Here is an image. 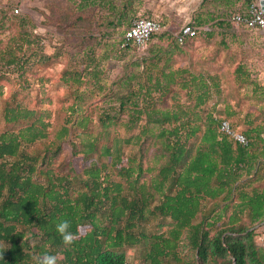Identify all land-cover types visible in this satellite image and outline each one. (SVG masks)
<instances>
[{"label": "trees", "instance_id": "1", "mask_svg": "<svg viewBox=\"0 0 264 264\" xmlns=\"http://www.w3.org/2000/svg\"><path fill=\"white\" fill-rule=\"evenodd\" d=\"M239 1L242 6L227 13L232 22L233 12L246 10L252 0H218L226 8ZM131 3L122 0L121 16L128 15ZM131 19L128 15L126 21ZM207 21L198 15L197 24ZM187 72L165 62L148 74V83L139 87L143 103L134 100L124 122L127 130L140 125L136 134L100 145L88 130L90 117L80 116L72 125L83 128L81 141H72L66 170L53 163L71 134L72 118L49 141L51 154H34L27 146L49 137L47 114L22 105L6 108L7 122L28 123L18 130H0V264H37L46 252L59 254L58 264H128V248L140 245L147 259L143 264H160L162 256L180 262L178 248L184 239L196 251V264H264V247L252 229L264 219V125L249 120L243 131L248 145L220 132L221 114L203 109L220 91L219 80L194 72L187 77ZM63 80L83 82L77 74H64ZM174 85L186 89L194 103H144L154 92L165 99ZM70 107L80 110L76 103ZM226 112L235 113L230 107ZM101 121L107 132L116 120L105 112ZM149 138L159 145L151 154L149 146L141 156L125 154V145ZM94 152L105 160L89 161ZM158 216L171 219L167 229L147 232L144 226ZM63 219L71 221L77 236L71 244L56 230Z\"/></svg>", "mask_w": 264, "mask_h": 264}, {"label": "rangeland", "instance_id": "2", "mask_svg": "<svg viewBox=\"0 0 264 264\" xmlns=\"http://www.w3.org/2000/svg\"><path fill=\"white\" fill-rule=\"evenodd\" d=\"M0 2L4 4L0 10V130H18L28 123L7 122L5 112L9 106L22 105L45 112L46 120L50 121L49 137L27 148L34 154H51L52 150L47 151L49 141L72 118L68 123L72 126L71 134L55 156V168L66 170L64 161L72 152V141L80 144L83 128L72 125L80 116L90 117L88 130L100 145L110 143L115 136L138 133L140 125L132 130L124 125L130 118L129 108L134 106L136 99L143 103L140 84L146 83L148 74L158 72L165 62H170L174 68H186L188 72L184 75L187 77L190 72L216 76L220 91L203 106L205 111L214 109L217 114L228 116L226 110L230 107L235 113L228 118L242 132L249 126V120L255 125H264V32L238 25L227 14L228 10L240 8L242 2L234 8H226L218 0H195L190 4L180 0L172 4L168 0L166 3L132 0L127 9L132 19L159 14L164 24L163 31L154 35L142 50L122 47L124 34L130 26L126 21L128 15L121 16L122 0ZM198 15L208 21L197 24ZM187 20L199 27L198 34L177 44L176 33ZM211 32L214 33L211 35ZM12 58H15L14 63L9 62ZM64 74L80 75L83 82L67 83L63 80ZM174 93H178L175 99ZM159 96V92H154L144 103L153 101L160 107L178 102L194 103L188 91L178 85H174L165 99ZM75 103L80 109L76 112L70 107ZM105 112L116 120L107 132L101 121ZM153 141L149 138L139 145L127 144L125 154L141 156L143 147L147 146L151 154L159 146H154ZM148 158L146 155L145 160ZM92 160L105 158L94 152L89 158ZM77 162L82 168V159ZM243 219L247 220L246 215ZM170 221V218L158 216L144 228L149 233H161ZM252 229L257 243L264 247V219ZM143 247L128 248V264L147 262ZM178 251L184 262L196 264V251L187 245L186 239L180 242ZM183 261L162 256L160 264H182ZM207 264L216 263L209 261Z\"/></svg>", "mask_w": 264, "mask_h": 264}, {"label": "built area", "instance_id": "3", "mask_svg": "<svg viewBox=\"0 0 264 264\" xmlns=\"http://www.w3.org/2000/svg\"><path fill=\"white\" fill-rule=\"evenodd\" d=\"M3 8L4 4L0 2V9ZM15 10L19 11V8ZM231 18L238 25L264 30V8L261 0H252L246 10L233 12ZM163 29L164 24L159 16H135L124 34L122 47L132 46L137 50H142L153 34L161 32ZM198 31L199 27L192 20H187L176 33V37L181 43H184L188 38L195 37ZM218 117L220 132L228 135L235 142L243 145L249 144L246 134L238 130L229 118L221 115Z\"/></svg>", "mask_w": 264, "mask_h": 264}, {"label": "clouds", "instance_id": "4", "mask_svg": "<svg viewBox=\"0 0 264 264\" xmlns=\"http://www.w3.org/2000/svg\"><path fill=\"white\" fill-rule=\"evenodd\" d=\"M57 232L62 236L65 244H71L76 238V234L71 231V221L63 219L56 224ZM2 255V253H0ZM61 259L59 254L45 253L43 256L38 257L37 264H58Z\"/></svg>", "mask_w": 264, "mask_h": 264}, {"label": "crops", "instance_id": "5", "mask_svg": "<svg viewBox=\"0 0 264 264\" xmlns=\"http://www.w3.org/2000/svg\"><path fill=\"white\" fill-rule=\"evenodd\" d=\"M161 1H165V3H166V0H161ZM169 1V4H172L173 2H175L176 0H168ZM180 1H183V2H185L186 4H190V3H193L195 0H180ZM241 3V1H239L238 2V5ZM161 2H160V6H161ZM156 9V8H155ZM154 16H159L160 17V15L159 14H155ZM248 28H250V27H248ZM251 29H260V28H251ZM263 32H264V30L263 29H261Z\"/></svg>", "mask_w": 264, "mask_h": 264}, {"label": "water", "instance_id": "6", "mask_svg": "<svg viewBox=\"0 0 264 264\" xmlns=\"http://www.w3.org/2000/svg\"><path fill=\"white\" fill-rule=\"evenodd\" d=\"M261 3H262V5H263V8H264V0H261Z\"/></svg>", "mask_w": 264, "mask_h": 264}]
</instances>
